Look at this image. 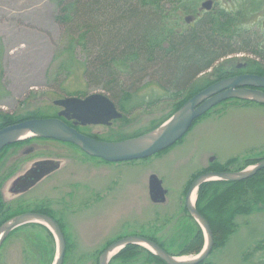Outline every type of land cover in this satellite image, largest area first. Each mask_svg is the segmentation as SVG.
Wrapping results in <instances>:
<instances>
[{
    "label": "rangeland",
    "instance_id": "rangeland-1",
    "mask_svg": "<svg viewBox=\"0 0 264 264\" xmlns=\"http://www.w3.org/2000/svg\"><path fill=\"white\" fill-rule=\"evenodd\" d=\"M184 1L190 5L193 0ZM194 1L195 11L181 15V27L186 16L191 17L186 23L194 25L206 12L219 13V17L224 13V30H212L213 36L223 38L224 34L233 33L226 14L231 17L237 13L238 32L253 36L257 40L255 48L264 57V0H212L207 11L201 8L205 0ZM57 11L53 0H0V128L16 123L6 124L8 118L53 117L60 109L54 104L56 99L105 94L86 83L79 67L83 52L77 50L76 56H70L62 51L64 42L59 41L60 27L55 21ZM237 55H242L237 57L239 60H253L243 51L227 53L224 60L214 62L211 70L195 76L196 81L206 72V79L189 86L188 91L211 85L214 73L208 74L220 68L225 71L222 65L236 61ZM249 71L254 72L253 67ZM150 83L151 80L147 86H139L137 93L125 96L130 100V109H124L123 117L109 126L90 125L82 130L100 137L98 140L116 141L160 127L175 110L170 100L156 103L150 98L162 94ZM262 158L264 103L250 98H234L215 105L198 117L178 142L144 159L107 162L54 138L30 136L15 140L0 149V228L11 218L45 205L63 228L68 248L65 264H95L98 251L129 235L156 238L172 256L191 258L196 253L180 254L189 247L191 235L200 229L184 208V192L190 179L206 170H248ZM42 159L58 161L59 168L24 193L9 192L11 181L32 162ZM152 174L167 189L164 203L150 201L148 178ZM257 185H253L254 195L264 198V180ZM220 192L207 189L202 199L218 233L227 225L233 208L247 199L251 204L255 198L250 191L245 196L231 194L229 199ZM232 223L233 232L223 245L212 247L204 264H264V203L256 200L245 213H236ZM28 229L11 231L5 237L0 244V264L53 263L58 247L54 233L47 228L52 241L45 238V233L42 236L46 246L41 255L29 246L33 243H28L25 235L31 241H37V236L29 234ZM50 249L51 259L50 253L45 254Z\"/></svg>",
    "mask_w": 264,
    "mask_h": 264
},
{
    "label": "trees",
    "instance_id": "trees-1",
    "mask_svg": "<svg viewBox=\"0 0 264 264\" xmlns=\"http://www.w3.org/2000/svg\"><path fill=\"white\" fill-rule=\"evenodd\" d=\"M53 2L58 8L55 21L60 27L59 41L64 42L62 51L70 56L71 54L76 56L77 50L83 52L84 57L79 67L82 68L86 83L104 91L122 113L127 107L130 109L128 106L130 100L125 96L137 93L140 91L138 87L146 85L149 80L152 81L149 85H154L162 93L160 96L150 98L156 103L170 100L173 102V109L176 110L193 93L206 86L200 85L191 93L188 91L189 86L198 85L199 81L205 80L200 78L195 81V76L210 68L218 59L227 53L238 51L260 53L255 48L257 40L253 39V36L241 35L240 31L238 32L237 13L231 17L226 14V18L231 20L230 27L233 33L230 36L224 34L223 38L213 36L212 30L215 28L224 30L222 27L224 13L219 17V13L212 15L206 12L194 25L181 27V15L195 11L194 0L191 2L192 5H187L184 0H53ZM25 117L8 118L5 122L9 124ZM263 176L264 167L243 180H214L199 185L195 207L209 224L213 246L223 245L227 235L233 232L232 220L236 213H245L258 199L264 203V198L254 195L255 186L264 180ZM207 189L211 192L221 191L220 193L227 195V199L234 193L245 196L248 191L255 198L251 204L248 199L243 200V203H237L238 205L227 216V225L218 233L212 224V218L202 206L203 195ZM30 211L53 218L64 234L59 219L50 208L38 205ZM22 227L14 230L29 227L27 231L36 235L37 241H31L30 237L25 235L27 242H32L33 245L29 243V246L33 250L38 249L43 255L42 249L46 246V241L42 237L45 236L44 233L45 238L53 240L49 230L38 223H29ZM144 237L174 255L156 238ZM188 242L189 247L180 254L190 252L195 254L200 251L203 245L200 229H196ZM67 250L65 245L61 264L66 263ZM102 250L98 251L95 264H98L97 259ZM46 253L48 256L50 253L51 259L52 249L46 250ZM139 260H142L140 264H166L158 256L136 244L123 247L112 256L108 264H138ZM199 264H204V261Z\"/></svg>",
    "mask_w": 264,
    "mask_h": 264
},
{
    "label": "water",
    "instance_id": "water-1",
    "mask_svg": "<svg viewBox=\"0 0 264 264\" xmlns=\"http://www.w3.org/2000/svg\"><path fill=\"white\" fill-rule=\"evenodd\" d=\"M212 1L206 0L201 3V8L209 10ZM190 17H186V21ZM248 86V87H247ZM251 87H264V77L256 75H241L219 80L206 88L195 93L187 99L169 118V123L157 138L144 146L131 145L130 142L154 132L153 129L144 134L132 138L116 141L98 140L78 132L73 127L64 123L59 117L65 116L68 119H74V124H109L111 120L118 119L122 114L116 110L113 103L103 94L95 93L84 99L76 97H67L54 100V104L62 107L57 117H37L21 120L0 128V149L15 141L25 137L23 135L34 137H48L56 140L73 144L80 148L85 154L98 157L107 162H123L147 158L159 151H162L176 141H178L189 129L193 121L211 109L221 101L230 98H250L264 102V92ZM264 167V158L256 163L248 171L240 172H205L196 177L190 184L186 196L185 207L188 212L195 218L202 230L207 235L208 242L194 258L189 261H178L176 257L166 253L153 241L140 237L129 236L115 240L109 244L99 255L98 264H108L109 259L120 249L129 244L141 246H150V251L162 259L166 264H198L202 262L209 254L213 246V236L207 221L196 211L195 207L189 204V196L192 191L211 176H217L219 179L227 181H237L245 179ZM59 168V162L51 159L38 160L32 164L22 175L16 177L10 185L9 191L18 194L32 188L45 176L51 174ZM167 191L163 188L161 180L154 174L148 178V194L153 203H163ZM34 217L41 221H48L51 225L50 230L54 233L57 243L58 252L53 264H61L65 249V239L63 233L55 220L48 215L37 212H25L11 218L0 237V243L5 239L7 234L14 228L28 223L39 221L28 220V217ZM198 217L199 220L196 218ZM5 223V224H6ZM146 247V246H145ZM148 248V247H146ZM107 259L105 254L115 250Z\"/></svg>",
    "mask_w": 264,
    "mask_h": 264
},
{
    "label": "flooded vegetation",
    "instance_id": "flooded-vegetation-1",
    "mask_svg": "<svg viewBox=\"0 0 264 264\" xmlns=\"http://www.w3.org/2000/svg\"><path fill=\"white\" fill-rule=\"evenodd\" d=\"M198 12V11H197ZM185 24V23H184ZM186 25V24H185ZM244 52V51H243ZM245 54H247V56H249L250 58H253V60H247V59H241L239 62H233V61H225L224 63V67H225V73L219 75L220 77L217 78L216 76L213 77V80H219V79H223V78H228V77H232V76H238V75H248V74H252V75H258V76H264V57L262 56L261 53L258 54H253L250 52H245ZM244 60V61H243ZM250 67H253L254 72H250L249 69ZM257 90H261L264 92V88L263 87H258ZM75 96V95H74ZM87 95H83V96H77L78 98L84 99ZM107 96V95H106ZM108 97V96H107ZM109 98V97H108ZM110 99V98H109ZM111 100V99H110ZM113 102V101H112ZM114 104V103H113ZM115 106V104H114ZM115 108L117 110H119L116 106ZM60 110V109H59ZM59 110L56 112V114L54 115L55 117H57V113L59 112ZM123 117V116H122ZM59 119H61L64 123H66L67 125L73 127L74 129H76L78 132L85 134L87 136H93V138L95 137L96 139H99L100 137L95 136V135H91L88 132H85L84 130H82V128H85L86 126H90V125H81L79 123L74 124V121L72 118H67L65 116L59 117ZM116 119L111 120L110 124L105 125V126H109L111 125V123H113V121ZM101 139V138H100ZM59 142V141H58ZM65 143V142H63ZM66 144H70L67 143ZM73 145V144H72ZM75 146V145H74ZM31 150V149H29ZM25 154L27 153V151L24 152ZM36 162V161H34ZM32 162V163H34ZM31 163V164H32ZM30 164V165H31Z\"/></svg>",
    "mask_w": 264,
    "mask_h": 264
},
{
    "label": "bare ground",
    "instance_id": "bare-ground-1",
    "mask_svg": "<svg viewBox=\"0 0 264 264\" xmlns=\"http://www.w3.org/2000/svg\"><path fill=\"white\" fill-rule=\"evenodd\" d=\"M169 121L170 120H168V121H166V122H164L160 127H158L154 132H152V133H148L146 136H144L143 138H141V139H138V140H134V141H132V142H130V144L131 145H136V146H138V147H140V146H144V145H146V144H149V143H151V142H153L156 138H157V136L158 135H160V133L165 129V127L168 125V123H169ZM21 137H27V135H23V136H21ZM195 198H196V191L195 190H193V192L191 193V195L189 196V204L190 205H193L194 204V201H195ZM198 220H199V218L198 217H196ZM28 220H33V221H39V222H41V223H43V224H45L47 227H49V228H51V225H50V223L48 222V221H41V220H39V219H36V218H34V217H28ZM200 221V220H199ZM200 223H201V221H200ZM202 224V223H201ZM7 225H9V223H6V224H4L1 228H0V237H1V235H2V233H3V231H4V229H5V227L7 226ZM137 236H139V235H137ZM205 243H204V248H205V246L207 245V242H208V238H207V235L205 234V241H204ZM145 246H147L149 249H150V246H148V245H146L145 244ZM151 250V249H150ZM58 251V250H57ZM116 251V249L115 250H112L111 252H109V253H107V254H105V258L107 259L113 252H115ZM210 253V252H209ZM207 258V257H206ZM205 258V259H206ZM190 259H192V258H188V257H180L179 259H176V260H178V261H189ZM204 259V260H205ZM203 260V261H204ZM202 261V262H203ZM199 264V263H198Z\"/></svg>",
    "mask_w": 264,
    "mask_h": 264
}]
</instances>
